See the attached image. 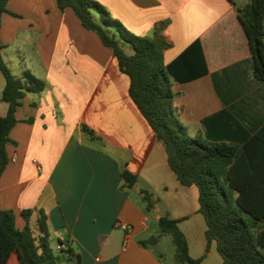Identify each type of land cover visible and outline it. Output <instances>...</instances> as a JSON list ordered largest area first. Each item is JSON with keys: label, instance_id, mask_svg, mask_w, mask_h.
Listing matches in <instances>:
<instances>
[{"label": "crops", "instance_id": "obj_1", "mask_svg": "<svg viewBox=\"0 0 264 264\" xmlns=\"http://www.w3.org/2000/svg\"><path fill=\"white\" fill-rule=\"evenodd\" d=\"M98 1L139 36H153L157 23L169 21L166 64L199 43L206 73L173 81L175 113L190 136L240 146L264 126V82L254 75L237 13L248 0ZM7 8L0 27L3 59L16 76L30 70L46 87L27 92L18 107L0 178V209L12 210L20 229L23 210L43 209L57 240L54 250L68 239L81 264H164L146 236L165 214L181 220L190 255L202 256L206 223L198 188L177 180L112 49L71 8L60 10L57 0H9ZM4 86L0 78L2 116L8 111ZM82 124L102 142L86 138ZM123 168L138 177L132 188H122ZM142 190L153 194L154 209L148 210ZM175 197H184L183 204L170 202ZM121 224L134 228L126 246ZM216 253L213 245L203 261L221 264ZM6 264L21 263L13 253Z\"/></svg>", "mask_w": 264, "mask_h": 264}, {"label": "trees", "instance_id": "obj_2", "mask_svg": "<svg viewBox=\"0 0 264 264\" xmlns=\"http://www.w3.org/2000/svg\"><path fill=\"white\" fill-rule=\"evenodd\" d=\"M8 1L0 0V27L2 15L8 12ZM57 3L62 11L71 8L82 26L94 31L112 49L120 71L130 79V97L163 144L177 180L183 186L198 188L199 213L206 223V251L202 256L190 255L180 219L165 214L158 221L161 234L170 236L175 245V264H199L213 245L222 258L221 264H264V126L237 146L190 136L175 113L173 81H190L206 73L199 43L166 64L164 52L171 44L164 30L169 21L157 23L153 36H139L98 0ZM237 13L249 39L254 75L264 82V0H248L237 6ZM2 50L0 39V70L5 79L2 101L8 104L7 114L0 115V178L9 162L7 146L14 143L10 134L18 122L16 113L22 98L27 92L40 93L46 87V82L30 70L21 76L13 74ZM81 130L90 141L102 142L86 124ZM121 176L122 188L137 183V175L126 168ZM141 194L148 210L154 209L153 194L147 190ZM21 214L26 222L22 229L16 226L12 210L0 209V264H6L13 253L21 264H81L80 254L68 239L66 248L57 252L52 248L48 216L43 209L29 208Z\"/></svg>", "mask_w": 264, "mask_h": 264}, {"label": "rangeland", "instance_id": "obj_3", "mask_svg": "<svg viewBox=\"0 0 264 264\" xmlns=\"http://www.w3.org/2000/svg\"><path fill=\"white\" fill-rule=\"evenodd\" d=\"M127 51L131 53V50L129 48H127ZM7 62H8L7 65L11 68V70L13 72H16L17 69L15 68V66L11 62H9V60ZM0 78L1 79L4 78L1 70H0ZM183 199L184 197H175V198H172L170 202H173V203L179 202L183 204V201H182ZM164 207H166V205L163 203V205L161 206V209H165ZM146 237H147L146 238L147 243L149 242L151 238L153 237L156 238V242L151 245L153 246L154 250L163 257L164 264H175V261H174L175 245L172 241V238L168 235H162L157 223L154 225L150 234ZM50 243H51L52 248L55 249L57 240L54 238V236H50ZM217 256L220 257V255H217ZM199 264H219V262L218 261L216 262L215 259L212 258V259H207L206 261H203Z\"/></svg>", "mask_w": 264, "mask_h": 264}, {"label": "built area", "instance_id": "obj_4", "mask_svg": "<svg viewBox=\"0 0 264 264\" xmlns=\"http://www.w3.org/2000/svg\"><path fill=\"white\" fill-rule=\"evenodd\" d=\"M120 227L122 228V230L125 231L126 233V237L124 240V245L126 246L133 234L134 228L130 225L127 224H121ZM66 239H61V242L58 244V250L62 249V248H66V243H65Z\"/></svg>", "mask_w": 264, "mask_h": 264}, {"label": "water", "instance_id": "obj_5", "mask_svg": "<svg viewBox=\"0 0 264 264\" xmlns=\"http://www.w3.org/2000/svg\"><path fill=\"white\" fill-rule=\"evenodd\" d=\"M156 242V238H151L150 240H149V244H153V243H155ZM62 261L64 262L65 261V258H64V256H62Z\"/></svg>", "mask_w": 264, "mask_h": 264}]
</instances>
